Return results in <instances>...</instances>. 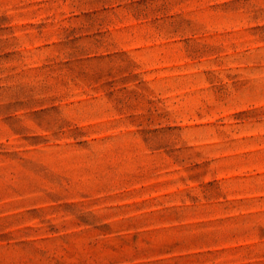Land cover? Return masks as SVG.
I'll return each instance as SVG.
<instances>
[{
    "label": "rangeland",
    "instance_id": "obj_1",
    "mask_svg": "<svg viewBox=\"0 0 264 264\" xmlns=\"http://www.w3.org/2000/svg\"><path fill=\"white\" fill-rule=\"evenodd\" d=\"M0 264H264V0H0Z\"/></svg>",
    "mask_w": 264,
    "mask_h": 264
}]
</instances>
